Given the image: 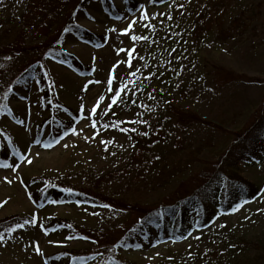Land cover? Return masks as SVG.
Instances as JSON below:
<instances>
[{
	"label": "rangeland",
	"instance_id": "1",
	"mask_svg": "<svg viewBox=\"0 0 264 264\" xmlns=\"http://www.w3.org/2000/svg\"><path fill=\"white\" fill-rule=\"evenodd\" d=\"M28 1L0 0V224L24 225L0 228V264H104L109 256L129 264H201L208 253L232 264L228 248L238 237L264 240L263 147L256 162L241 160L231 172L260 188L238 211L179 236L184 239L115 247L126 229L151 212L146 210L196 188L199 173L264 116V0ZM142 5L148 21L139 20ZM133 17L138 22L130 34L108 31ZM149 23L154 27H144ZM95 34L105 38L100 45L90 42ZM132 34L148 40L131 41ZM58 44L79 62L52 59ZM133 44L131 71L140 70L136 85L109 109L107 78L116 77L113 88L127 83L129 68L122 62ZM34 60L30 78L16 83ZM39 63L57 113L76 129L49 148L39 142L50 112L38 88ZM99 96L105 99L92 115ZM132 133L139 135V145ZM109 140L105 150L101 141ZM44 177L87 191L99 202H40L35 197ZM56 221L60 225L51 227Z\"/></svg>",
	"mask_w": 264,
	"mask_h": 264
},
{
	"label": "trees",
	"instance_id": "2",
	"mask_svg": "<svg viewBox=\"0 0 264 264\" xmlns=\"http://www.w3.org/2000/svg\"><path fill=\"white\" fill-rule=\"evenodd\" d=\"M88 1L89 0H81L80 3L83 5ZM131 1H134V4H138L135 0ZM159 1L161 0H152L151 3L154 4ZM28 2L31 5L33 1L29 0ZM109 13L115 14L112 9ZM70 27L69 24H66L65 29L70 30ZM204 28L207 29L208 27ZM89 38L93 45H100L105 40L104 36L101 37L97 34ZM60 40L61 39H59V41ZM51 51V55L54 56H51V58L56 61L65 62V57L70 59L73 58L78 61L74 56L64 51L61 44H58V46ZM36 62L37 60H34L23 67L15 79L17 81L16 83L26 82L30 78L33 65ZM80 66L82 68L81 64ZM36 69V77L39 79L38 82H40L38 88L42 92L41 99L45 107L50 108V112L43 118V124H47V133L43 137H39L40 131L37 134L40 145L45 147L46 144L52 145L62 137L66 131L69 132L71 124L57 113L56 105L58 103L53 99V90L50 84L45 81L46 73L43 66L40 64ZM182 89L184 90V88ZM69 113L74 114L70 110ZM132 134L139 145V135ZM240 136L236 138L215 161L207 166V170L204 171V173H199L201 182L196 188L186 196L177 199L169 205H164L160 208H158L160 206L158 205L156 211H154L155 208L146 210L151 212L149 214H143L138 222L134 223V226L126 229L122 235V239L117 242V246L115 247L118 248L122 246L126 250H129L136 248L135 245L140 241L162 240L167 237L176 238L185 236L190 230H203L211 225L213 220L218 216V213L219 215L232 213L230 209L234 205L245 200L251 201L255 198L259 194V186L257 187L254 183L246 181L237 175H231V172H233L236 164L241 160H245V162L248 163L256 162L257 153L262 151L264 147V116L252 123V125L244 131L241 138ZM1 156H3V153H1ZM41 181L43 182V187L39 189L35 197L40 200V202H45L47 200L52 203L72 200L81 203L99 202L96 197L90 196L92 194L89 192L84 190L81 191L82 189L75 186H73L74 188L69 187L63 181H53L49 179V177L38 180V182ZM66 188L73 189V192H65L64 189ZM158 211L162 212V215L158 216ZM18 224L19 222L16 224L14 223V225L0 224V228L5 226V230H9L12 229L13 226L16 227ZM58 225H60V223L56 221L51 227H57ZM228 251L230 252L228 258H235L232 264H237L240 259L243 260V264H264L263 239L240 236L235 240L234 246L228 248ZM218 256L222 255L218 253H208L201 258L200 262L201 264H231L228 259H219ZM104 264L129 263L122 261L119 257L109 256L106 258Z\"/></svg>",
	"mask_w": 264,
	"mask_h": 264
},
{
	"label": "snow or ice",
	"instance_id": "3",
	"mask_svg": "<svg viewBox=\"0 0 264 264\" xmlns=\"http://www.w3.org/2000/svg\"><path fill=\"white\" fill-rule=\"evenodd\" d=\"M149 2H152V0H149ZM161 2H162V0H161ZM176 6L178 8H183L184 7V5H182V4H178ZM141 13L142 14L139 16V20L148 21L150 19L149 13L147 12L146 9H144V6L143 5L141 6ZM160 15H167V18L169 20L171 19V15L170 14L160 13ZM151 18L152 19H155V17H151ZM137 22H138L137 21V18L133 17V18H130L129 19V21L127 22V25L125 27L120 28V29H116V28L113 27V28L109 29L108 31H111V32L119 31V33H120L121 36L128 35V34H130L132 32L133 26ZM144 27H154V25H151L149 23V24H145ZM64 30L65 31H68V29H64ZM130 39H131V41L148 40V37H145V36H137L135 34H132L130 36ZM123 50L124 49H118V51H123ZM134 51H135V45L133 44V46L130 49L127 50L128 59L122 62V63L127 64L128 65V68H129V72H128V75H127V83L120 82L119 83V86L117 88H113L112 87L113 80L116 79V77L113 74L110 73L109 76H108V78H107L108 91L112 93V95L110 97L111 103H109L107 105V107L109 109L112 107V105L116 104L118 102V100L119 101H122L123 97H122L121 94H122V92H127L128 91V86L129 85H136V81H135L134 78L136 77L137 72L140 71V70L137 69L136 71H131V69H132V63H131V61H132V58H133L132 54H133ZM140 59L143 60L144 57L141 56ZM118 63H119V61H118ZM113 68H115V65H113ZM149 75H152V74H149ZM144 78L147 79L148 77L146 76ZM97 83H99V81H97ZM85 88H86V86H85ZM141 88H142V85L136 86L134 88V91H140ZM149 95H151V94H149ZM104 99H105L104 96H99L98 100H96L94 102V106L91 108L90 114H92V115H95L96 114V112H97V107L96 106L99 105L100 101H103ZM80 107H81V110L83 111L84 110V106L81 105ZM136 122L147 123V121H132V123H136ZM95 123H96L95 121L92 122L93 127H95ZM70 131L72 132V134H74V135L76 134V129L72 128V129H70ZM121 131L127 132V131H129V129L123 128V129H121ZM131 131L134 132V131H136V129L135 128H132ZM142 134L145 135V136L148 135L147 132H144ZM64 135L67 136L68 135V132L66 131L64 133ZM56 142H58V141H56ZM101 143L105 145V150H107V144L112 143V141L111 140H109V141H101ZM50 146H51V144H46L45 145V147H50ZM65 147H67V145H65ZM20 159L21 160H25L26 158L24 156H21ZM26 162L27 163H31V158L30 157L27 158ZM5 179L7 180V177H5ZM8 182L11 183V181H8ZM64 191L65 192H68V193H72L73 192V189L66 188V189H64ZM261 192L264 193V189H261ZM248 202L249 201H246V200L245 201H242L241 203H238V204L234 205L230 209V211L236 212V211H238L243 206V204H246ZM103 207L108 208V207H111V206L110 205H104ZM157 215L158 216L159 215H162V212L158 211L157 212ZM218 215H219V213H218ZM28 222L29 221H25V223H28ZM32 223H36V221L33 220ZM23 226H24L23 224H18L17 225L18 228H22ZM224 226H225L224 224H220L219 225V227H221V228H223ZM3 238H4L3 235L0 234V240H3ZM196 238L198 239L199 237H196ZM66 239H72V237H67ZM176 239H184V237H176ZM135 247L136 248H140L141 245L140 244H137V245H135ZM36 251H37V253H39L40 249L37 248ZM189 255H191V254H189Z\"/></svg>",
	"mask_w": 264,
	"mask_h": 264
}]
</instances>
